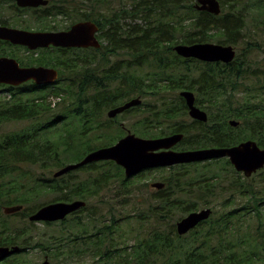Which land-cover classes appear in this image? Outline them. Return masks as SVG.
Returning a JSON list of instances; mask_svg holds the SVG:
<instances>
[{
  "label": "trees",
  "instance_id": "trees-1",
  "mask_svg": "<svg viewBox=\"0 0 264 264\" xmlns=\"http://www.w3.org/2000/svg\"><path fill=\"white\" fill-rule=\"evenodd\" d=\"M219 1L222 13L215 16L195 10L196 0H136L130 9L120 7L102 15L85 12L82 4L69 0H49L48 6L40 8H19L11 0H0V8L8 3L12 10L11 18H0L2 25L17 24L21 25L20 29L47 31L92 21L100 28L98 39L101 42L99 49H69L68 52L54 49L27 54L23 47L0 41V57L15 58L22 66L54 67L60 72L58 84L49 87L52 90L48 93L44 92L49 89L33 82L18 87L0 85V93H10L9 99L0 98V127L11 122L33 124L20 132L0 133V218H20L28 224L18 228L7 223L0 225V247L20 248L14 260L0 264H36L28 257L33 250L60 264H68V259L75 257L92 258L91 264L116 258L118 249L112 237L117 222L114 216L110 224L98 227L94 223V211L86 206L63 221L40 223L45 227H61L52 232H40L37 223L30 222L29 217L46 204L97 199L115 179L124 189V201L135 195L128 187L134 181L126 179L124 170L112 161L94 163L60 178L46 179V171L53 174L54 169L80 162L89 153L112 146L120 135L105 133L99 126L101 121L97 127L94 121L98 116L105 118L110 109L141 94L158 97L161 89L157 81L167 83L168 88L176 92L195 93L197 103L209 114L208 123L193 122L194 125L183 126L181 119L188 116L185 100L180 95L178 103L158 97L156 105L145 104V110L134 108L123 116L133 120L130 127L137 135L186 133L181 145L188 150L231 148L247 140L257 141L264 148V47L246 36L249 10L264 11V0H253L248 5H243L242 0ZM214 41L235 46V60L229 64L202 63L184 59L174 51L178 44ZM18 52L25 55L19 56ZM257 55L262 58H254ZM149 65L160 71L147 74L144 79L139 72ZM173 68L185 71L178 77L162 79L163 74ZM39 92L43 94L29 97ZM51 96L54 101L50 100ZM179 118V122L171 125ZM230 120L240 122L239 126H230ZM105 127L110 129L111 125ZM93 132H97L98 137L92 140ZM221 163L222 168L209 167ZM26 166L30 168L29 175L35 176V185L25 190L17 179L26 177L23 171ZM226 166L233 168L228 159H223L206 165L208 173L194 172L198 173L196 177L186 178L184 173L176 172L154 178L167 186L147 197V211L138 214L140 221L151 220L152 225L155 224L153 232L137 244L138 249L132 253L133 257L140 258L139 264H159L155 259L162 264H204L202 258L194 256L206 251L214 254L230 251L231 248L223 244V238L236 212L216 211L200 224L199 230L185 236L178 235L176 224L168 233L161 232L175 215H180L181 220L199 207L213 204L210 200L222 193L215 184L227 171ZM233 173L242 179L235 191L246 198L243 206L264 205V192L260 187L255 189L257 184H249V179L234 169ZM148 175L142 174L136 179ZM259 175L264 176V171ZM42 196L52 198L30 207L33 200ZM14 206H23L24 210L8 216L3 213L4 207ZM241 211L237 221L242 223L256 217L258 233L253 237L239 234L236 248L249 247L250 251L227 263L264 264V211L250 207ZM84 213L87 214L82 215ZM123 249L127 250L128 246ZM126 257L132 258L128 253ZM224 262L210 260L211 264Z\"/></svg>",
  "mask_w": 264,
  "mask_h": 264
},
{
  "label": "water",
  "instance_id": "water-1",
  "mask_svg": "<svg viewBox=\"0 0 264 264\" xmlns=\"http://www.w3.org/2000/svg\"><path fill=\"white\" fill-rule=\"evenodd\" d=\"M16 1L20 8L46 7L49 0H11ZM194 9L199 12H208L218 16L222 12L219 0H196ZM99 26L92 21H82L74 24L68 31L63 32H32L17 28L0 26V40L11 43L15 46L26 47L31 51L54 47L70 48H100L101 43L97 38ZM178 56L183 58H193L199 61L216 63L223 62L229 64L236 58V49L232 45L220 44H179L174 47ZM58 71L45 67H22L20 63L10 57H0V85L12 87L21 86L29 81H34L38 86L55 85L58 80ZM180 96L186 101L189 108V115L194 120L201 122L208 121V114L195 105L196 97L191 91H182ZM141 98H135L122 106L111 109L108 112L110 119L125 111L140 107ZM230 126L238 127L240 122L229 121ZM183 134L158 139H144L129 133L120 139L115 145L97 149L86 155L78 163L69 164L54 173V178H60L70 172L79 170L88 165L98 162L112 161L117 166L124 169L126 179L138 175L146 169L169 168L180 164H191L205 162L209 160L229 159L237 172H244L246 177H250L259 169L264 167V149L260 148L256 142L248 140L231 148H211L196 151L174 152L170 149L183 141ZM160 150H167L160 152ZM152 188L163 189L165 185L161 182L151 184ZM86 207L82 200L73 202H56L46 204L29 217L34 223H55L65 220L68 216ZM23 206L4 207L5 215H12L23 210ZM212 215L211 209H203L192 212L182 218L177 224V232L184 236L200 223L208 220ZM18 246L0 247V262L10 256L18 254ZM41 264H60L51 262L48 257Z\"/></svg>",
  "mask_w": 264,
  "mask_h": 264
},
{
  "label": "rangeland",
  "instance_id": "rangeland-1",
  "mask_svg": "<svg viewBox=\"0 0 264 264\" xmlns=\"http://www.w3.org/2000/svg\"><path fill=\"white\" fill-rule=\"evenodd\" d=\"M5 2V0H2ZM69 1H75L78 4H82L83 8L85 9V12L88 13H94L96 15H102L107 12H111L114 9H119L120 7H126L127 9L132 8V6L135 5L136 0H69ZM252 2L253 0H242L243 5H248V2ZM195 4V3H194ZM12 17V10L10 9V5L8 3H5L3 7L0 8V18H3L7 20L8 18ZM61 23H65V21L61 20ZM247 32L246 36H248L249 40L251 39V42H257L258 44H261L264 47V11L261 9H250L247 20ZM213 43L217 44L216 41ZM245 45V43L243 44ZM25 52H18L19 56H24ZM121 58H124L123 56H120ZM260 59L262 56H255L254 58ZM160 70H158L154 65H149L146 67H143L139 74L142 78L145 79V76L147 74H156ZM185 71L184 68H173L171 70H167L163 74L162 79H167L169 77H178L180 73H183ZM157 78V77H156ZM155 78V79H156ZM150 81V80H149ZM146 83V81H145ZM159 87H160V95H157L159 98L168 99L169 101L173 103H178V96L180 95V92H176L174 90H171L168 88L167 83H161L157 81ZM52 89H49L45 91L44 93L50 92ZM185 91V90H183ZM190 91V90H186ZM192 92V91H191ZM43 92H39L34 95H30L29 97H37L42 95ZM156 96L150 95V93L146 94L142 100L143 104L141 105L140 109L143 111L145 110V104L147 106L149 105H156L157 98ZM0 98L9 99L10 93L7 92H1ZM240 99V97H239ZM51 101H54V97H50ZM158 104V103H157ZM105 118L107 117V114H105ZM126 120V121H125ZM123 120L120 119L121 122L130 125L133 120L126 118ZM186 120V122H191L192 119L190 117L184 116L181 121ZM180 118L176 120L175 122H179ZM174 124V122H173ZM171 124V125H173ZM33 124L31 122H11L7 123L0 127V133H6L8 131L11 132H20L23 129L32 126ZM169 124L165 125L168 126ZM164 127V128H165ZM97 135V134H96ZM96 135L91 136L94 137ZM204 165H198L196 167H188V168H175L171 171V169L164 170L162 172L159 171H153L151 172L147 177H144L142 179H132L134 183H132L130 186L131 193H134L135 195L133 197H129L127 201H124L122 193H125L120 185V182L118 179H115L114 182L108 185V188L105 189V191L94 200H85L86 206L90 207L92 211H94V223L100 227V225L104 224H110L111 221H113V216L116 222V227L114 232L112 233V237L115 242V249L118 248L119 250L115 254V259L111 261H102L100 264H139L141 261L138 257H133L132 253L133 251H136L138 249L137 244H139L144 238L148 236L151 232H153V228L155 227V224L152 225L151 220L150 222H144V220L140 221L138 219L139 212H142L144 214L147 211V197H149L152 193L156 192L151 187V184L158 181L154 178H158L163 175H167L171 172H177V173H194V172H202L207 171L206 168H204ZM210 168H222L223 164H219L217 166H209ZM227 171L224 172L225 176L227 177V183H226V190L224 191V194L218 193V196L215 198H212L210 201L213 203V205H216L217 207L224 201H229L228 205H232V207L227 208V211L234 209V208H240L243 206L244 202L246 201L245 197H242L239 192L235 191L234 184L235 181H242L241 178H238L235 173H233V170L231 167L226 166ZM29 167L26 166L23 171H25L26 177H20L18 178V182L23 185V188L30 189L35 185L33 174L31 176V173L29 175ZM59 169L52 170L53 172L58 171ZM264 171V170H263ZM28 174H27V173ZM30 172V171H29ZM262 171H259L253 177L249 178V184L256 185L255 189L260 187V191L264 192V176L259 175V173ZM54 174V173H53ZM53 174H50V172L46 171V179L53 178ZM82 175L85 177L86 175L82 173ZM148 184V187L146 186ZM140 190L141 192L135 193L134 190ZM52 198V196H42L39 198H36L33 200L32 203H30V207H34L37 203L41 204L44 202L49 201ZM121 205H125L126 207L121 208ZM27 207V206H26ZM29 207V208H30ZM212 207V206H211ZM224 209V208H221ZM87 213H84L82 215H85ZM240 213L237 214V217L234 218L232 221L235 223V230L234 228V236L235 238L240 235H245L247 237H253L255 234L257 235L259 224L257 223L256 217H249L246 221L239 223L237 221L238 218H240ZM175 218L173 221L168 223L161 232L168 233L171 228L179 222L180 215H175ZM2 223H7L9 225H12V228H18V227H24L28 225L25 221H23L20 218H0V225ZM38 228H40V232L47 231L52 232L57 230L58 228L61 229V227L52 226V227H45L43 224H37ZM234 227V226H233ZM264 231V222L262 224ZM239 230V231H237ZM128 246V249H123L124 247ZM250 251L249 247H245L243 249L236 250L237 253L233 254V258H238L239 254H246L248 255V252ZM130 254L132 258L126 257V254ZM253 254L261 255V252L259 251H253ZM31 262H35L36 264H41V262L44 261L45 255L44 253L40 252L39 250H33L30 251L28 255ZM15 257H12L11 259L14 260ZM240 259V258H238ZM65 260V259H64ZM51 261V260H50ZM82 262L91 264L93 262L92 258H85L84 260H79L76 257L68 259V264H81ZM155 263L162 264L161 260L155 259Z\"/></svg>",
  "mask_w": 264,
  "mask_h": 264
},
{
  "label": "flooded vegetation",
  "instance_id": "flooded-vegetation-1",
  "mask_svg": "<svg viewBox=\"0 0 264 264\" xmlns=\"http://www.w3.org/2000/svg\"><path fill=\"white\" fill-rule=\"evenodd\" d=\"M14 2V4L17 6V7H19L18 5H17V2L16 1H13ZM20 8V7H19ZM40 8V7H39ZM14 11V10H13ZM22 21V20H21ZM80 22H82V21H80ZM78 23V22H77ZM76 24V23H75ZM74 25V24H73ZM72 25V26H73ZM0 26L1 27H8V28H17V29H20L19 27L21 26V25H17V24H13V25H11V26H8V25H2V24H0ZM72 26H70V28L72 27ZM70 28H68V29H61L60 30V27H58V28H54V30H47V31H39V30H35V29H33L32 30V32H65V31H68ZM55 29H57V30H55ZM22 30H25V29H22ZM27 31H30V30H27ZM98 35H99V32L97 33V38H98ZM99 40V39H98ZM0 41H3V40H0ZM6 42V41H5ZM9 43V42H8ZM11 44V43H10ZM12 45V44H11ZM13 46H15V45H13ZM17 47H22V46H17ZM23 48H25L26 50V53L27 54H30L31 52H38V51H41V50H47V51H54V49H62V52H68L67 50H69V49H83V48H70V47H54V46H50L49 48H46V49H37V50H35V51H31V50H29L28 48H26V47H23ZM85 50H89V49H97V48H92V47H90V48H84ZM99 49V48H98ZM36 55H38V54H36ZM1 57H3V56H1ZM7 57V56H6ZM11 58V57H10ZM15 59V58H14ZM184 59H187V58H184ZM196 60V59H195ZM197 61H199V60H197ZM200 62H202V63H208V62H203V61H200ZM219 63H222V64H224L223 62H216V63H213V64H219ZM20 66H22L21 64H20ZM22 67H45V68H52V69H55V70H57L56 68H54V67H46V66H39V65H33V66H22ZM58 71V70H57ZM58 80L56 81V83H55V85H57L58 84V82H59V79H60V72L58 71ZM29 82H33V83H35L34 81H29ZM28 83V82H27ZM25 84V83H24ZM36 84V83H35ZM55 85H51V86H55ZM9 86V85H8ZM51 86H42V88H44L45 90L46 89H49V87H51ZM44 90V91H45ZM195 94V93H194ZM144 97V95H140V96H138V97H134V98H132L131 100H133V99H135V98H143ZM195 97H196V101H195V105L199 108V109H201V110H203V111H205L207 114H208V112H207V110H205V109H203L201 106H199V104L197 103V96H196V94H195ZM128 101H130V100H127L126 102H124L123 104H121V105H119V106H122V105H124L125 103H127ZM142 102H143V100H142ZM186 102V101H185ZM143 104V103H142ZM187 105V104H186ZM119 106H117V107H119ZM116 108V107H115ZM135 108H140V107H135ZM187 108H188V106H187ZM113 109V108H112ZM131 109H134V108H131ZM131 109H129V110H131ZM111 110V109H110ZM109 110V111H110ZM129 110H127V111H125L124 113H122V114H119V115H117L115 118H112V119H110L109 117H108V112H106V114H107V119H105V118H100L99 116H98V118H97V120H95L94 121V124H96V127H97V124H98V122H100L99 123V126H100V128H102L103 129V131L105 132V133H118L117 134V136L118 135H120L119 137H117V141L113 144V145H115L120 139H122V138H124V137H126L129 133H132V134H135L137 137H140V138H144V139H158V138H164V137H168V136H172V135H175V134H183L184 135V138H183V140H185V138H186V133H178V132H170V133H168V134H165V135H156V136H153V137H146V136H139V135H137L135 132H133V129L130 127V125H127V124H125V123H123V122H121L120 121V119L122 118L123 120H125L126 118H123V116L124 115H126L127 114V112L129 111ZM188 117H190V115H189V108H188ZM191 118V117H190ZM110 121H109V120ZM192 119V121L191 122H186V120H183L182 121V125L184 126H187V127H189L190 125H194V124H192L193 122H200V123H208V121L207 122H201V121H198V120H194L193 118H191ZM208 120H209V114H208ZM126 121V120H125ZM177 122H174V124L173 125H175ZM105 125H111V128L109 129L108 127H105ZM235 128H237V127H235ZM159 129V128H158ZM114 131V132H113ZM96 136H94V137H98V133L97 132H93ZM94 137H92L91 139L93 140L94 139ZM248 141V140H247ZM253 141V140H252ZM95 142H96V140H95ZM243 142H245V141H243ZM254 142H256L257 143V145L260 147V148H262L259 144H258V142L257 141H254ZM242 143V142H241ZM182 141L180 142V143H178L176 146H174L173 148H171L170 150L171 151H174V152H186V151H196V150H204V149H211V148H215V147H211V148H204V149H195V150H188V149H185L182 145ZM262 149H264V148H262ZM165 151H167V150H160V151H158V153H160V152H165ZM223 159H226V158H222V159H215V160H209V161H205V162H196V163H191V164H180V165H175V166H172V167H169V168H159V169H146V170H144V171H142V172H140L138 175H136V176H134V177H132V178H130V180H132V179H136V177H139V176H141L142 174H146V173H151V172H153V171H164V170H167V169H171V171L173 170V169H175V168H188V167H196V166H198V165H204V166H206V165H208L209 163H216L217 161H219V160H223ZM218 165V164H217ZM217 165H213V166H217ZM233 167V166H232ZM235 170V168L233 167L232 168V170ZM263 170H264V167L262 168V169H259L256 173H258L259 171H262L263 172ZM235 172L237 173V174H240V175H242V176H244L245 178H251V177H253V175H255L256 173H253V175L252 176H250V177H246L245 176V173L244 172H237L236 170H235ZM172 174L173 173H175V172H171ZM171 173H169V174H171ZM261 173V172H260ZM169 174H167V175H169ZM179 174V173H178ZM185 174V177L186 178H188V177H196V176H198V173H184ZM124 175H125V172H124ZM166 175V176H167ZM163 176H165V175H163ZM221 178L219 179V180H217V183L215 184V187L218 189V191H222V193L221 194H224V191L226 190V183H227V177L225 176V174H221ZM125 178H126V175H125ZM157 179V178H156ZM238 180H236L235 181V184L233 185L234 186V188L235 189H237L238 187V184L239 183H241V181H238ZM159 182H161V183H163V181H160L159 180ZM236 182H237V184H236ZM164 185H165V187L167 186V184L164 182L163 183ZM164 187V188H165ZM164 188L163 189H155V188H153L154 190H156L157 192H161L162 190H164ZM237 192H239L238 190H237ZM240 193V192H239ZM241 195V194H240ZM228 203H229V201H224V202H222L218 207L216 206V205H213V204H211L210 206H204V207H199L198 208V210L197 211H200V210H203V209H211L212 210V215L211 216H214V214H216V211H218V212H221V213H232V212H236L235 213V215H234V218L237 216V214L239 213V210L241 211V210H246V207H250V208H253L255 211H257V209H260V210H262V211H264V205H252V206H241L240 208H234V209H231V210H229V211H227V208H230V207H232V205L233 204H231V205H228ZM212 206V207H211ZM221 208H224V209H221ZM24 210V209H23ZM22 210V211H23ZM197 211H195V212H197ZM21 212V211H20ZM241 212H243V211H241ZM19 213V212H18ZM15 214H17V213H15ZM13 215V214H12ZM210 216V217H211ZM233 218V219H234ZM210 219V218H209ZM208 219V220H209ZM208 220H206V221H208ZM205 222V221H204ZM239 223L241 222V221H238ZM203 223V222H202ZM201 224V223H200ZM200 224L195 228V229H193L192 231H194V230H196V229H200L199 228V226H200ZM234 226V227H233ZM234 228V230H235V223L232 221V224H230V225H228V233L225 235V237L223 238L224 239V241H223V244L224 245H227L229 248H231L230 249V251L229 252H219V253H216V254H214V253H211V252H205L204 254H202V255H197V256H194L195 258H197V259H200V258H202V260H203V262H204V264H211L210 263V260L211 259H218L219 261H226V262H224V263H221V264H229V263H227V261L228 260H230V259H235V258H233V254H235V253H237L236 252V250H237V248H236V242H237V238H238V236L235 238V236H234V230H232ZM177 229V228H176ZM191 232V231H190ZM189 232V233H190ZM263 232V231H262ZM189 233H187L186 235H188ZM185 236V235H184ZM214 243H216V244H218V242L217 241H213ZM10 248H12V247H10ZM118 249V248H117ZM119 250V249H118ZM16 255V254H15ZM15 255H12V256H10L8 259H6V260H4V261H8L9 259H11L12 257H14ZM239 256H240V254H239ZM46 257H48V256H45V258ZM49 258V257H48ZM239 258V257H238ZM237 258V259H238ZM4 261H1V262H4Z\"/></svg>",
  "mask_w": 264,
  "mask_h": 264
}]
</instances>
